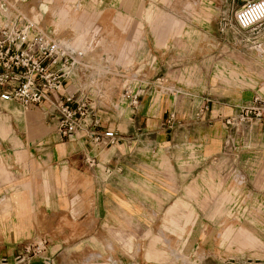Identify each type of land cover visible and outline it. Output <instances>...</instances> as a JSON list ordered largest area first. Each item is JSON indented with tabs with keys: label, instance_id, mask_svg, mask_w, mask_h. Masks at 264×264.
Here are the masks:
<instances>
[{
	"label": "crops",
	"instance_id": "1",
	"mask_svg": "<svg viewBox=\"0 0 264 264\" xmlns=\"http://www.w3.org/2000/svg\"><path fill=\"white\" fill-rule=\"evenodd\" d=\"M59 14L58 22L76 28L74 42L82 46L93 15L85 11L71 15L65 6ZM145 15L164 42L167 31H163L161 20L167 16L153 15L151 10ZM2 18L0 13V22ZM169 18L172 26L181 27L182 21ZM125 20L124 15H117L118 23ZM256 36L264 41V25L257 28ZM139 54L135 52L134 57H141ZM88 56L85 66L76 67L65 80L66 91H77L89 100L101 128L114 129L113 141H92L85 129L61 135L55 119L44 117L52 106L48 100L27 108L16 101L0 100V261H16L25 246L43 237L46 245L30 258L51 257L50 264H79L80 256L95 249L91 241L96 238L100 241L99 258L88 264L102 263L106 236L117 234V230L126 231L121 234L138 230L141 204L170 205L166 220L177 227L172 212L192 203L196 219L202 221L203 174L229 170L231 151L224 141L232 135V141L236 136L247 139L248 147L242 153L246 158L239 162L248 176L254 173V180L249 179L254 183V195L248 203H257L264 217V122L247 124L248 131L238 135L226 123L228 115L239 111V105L230 99L218 94L204 96L199 87L180 81L178 73H163L167 84L176 88L164 90L157 83L151 60L141 68H125L120 63L110 66L104 57L98 58L103 63H96ZM131 56L124 53L125 60ZM126 85L138 92L137 103L130 104L123 97ZM144 187L148 189L146 197L140 195ZM188 187L195 188V197L187 196ZM260 227L257 234L264 235V225ZM208 232L196 227L189 234L199 237ZM224 235H231V230ZM235 237L242 245L260 241L242 226ZM65 239L67 244H63ZM63 251L72 253L69 262L61 259ZM151 253L148 248L146 254ZM154 256L160 257L162 252L155 251Z\"/></svg>",
	"mask_w": 264,
	"mask_h": 264
},
{
	"label": "rangeland",
	"instance_id": "2",
	"mask_svg": "<svg viewBox=\"0 0 264 264\" xmlns=\"http://www.w3.org/2000/svg\"><path fill=\"white\" fill-rule=\"evenodd\" d=\"M1 2L4 4H0V13L3 15L0 27L10 23L19 12L60 39L86 49L87 56L93 62L103 63L98 58L104 57L111 63L110 66L120 63L125 68H141L146 61L151 60L157 75L166 73L174 76L178 73L180 81L199 87L204 96L218 94L239 106L251 101L255 95L264 99V41L256 36L257 28L263 26L264 21L247 29L237 26L234 11L244 0ZM62 6L71 15H80L82 11L93 15L82 46L74 42L77 38L76 28L68 22H58ZM147 10H151L153 15L159 13L167 16L165 19L163 16L161 20L163 31H167L164 42H161L154 24L147 20ZM118 14L126 17L123 24L118 23ZM169 17L182 21L181 27L172 26ZM129 43L133 44L132 49L126 52ZM135 52L140 53L141 57L135 58ZM124 53L132 55L129 60L124 59ZM205 87L213 91H206ZM43 115L41 113L43 120H50V110L45 112V118ZM247 124L240 123L232 127V130L239 132L238 135L244 134L248 131ZM225 147L231 151L229 170L223 173L210 170L203 174L204 187L199 204L204 215L202 221L196 219L195 204L192 203L180 205L172 212L177 227L170 226L166 220L170 205L141 204L138 230L128 234H121L125 230H117V234L106 236L102 246V263L95 264H127L126 259L131 262L129 264H264V235L257 234L261 231L260 225H264V217L257 203H248L254 195L251 189L254 183L249 181L250 178L253 179L254 173L248 176L239 162L246 158L242 153L248 147L247 139L236 136L232 144ZM146 190V187L141 189L140 195L146 197ZM187 196H196L194 187L187 188ZM215 214H219L220 219H216ZM241 226L260 241L255 245L240 244L235 235ZM196 227L209 229V232L199 237L190 235ZM229 229L231 235L225 237L224 234ZM64 242L63 244L68 243L66 239ZM91 244L95 249L86 256H80L79 264L98 260L100 241L92 238ZM148 248L153 253L146 254ZM155 251L162 252V256H154ZM24 255L22 260L16 259L9 263L2 260L0 264H50L52 260L51 257L30 258L33 255L31 252H24ZM60 255L61 259L69 262L72 253L63 251Z\"/></svg>",
	"mask_w": 264,
	"mask_h": 264
},
{
	"label": "built area",
	"instance_id": "3",
	"mask_svg": "<svg viewBox=\"0 0 264 264\" xmlns=\"http://www.w3.org/2000/svg\"><path fill=\"white\" fill-rule=\"evenodd\" d=\"M234 17L239 28L254 27L264 21V0H245L235 8ZM86 56V49L71 45L18 12L10 23L0 27V100L16 101L24 108L48 100L52 105L51 118L61 135L71 136L85 129L92 141H113L114 129L101 128L89 100L77 91H66L65 80L76 67L85 66ZM156 80L160 88L176 91L167 84L165 76L157 75ZM138 95L129 85L124 87L123 97L130 104L137 103ZM258 122H264V99L258 95L226 118L231 127ZM232 142V137L227 136L224 146ZM46 243L47 239L42 237L25 246L24 252L38 253ZM24 257L20 253L16 259Z\"/></svg>",
	"mask_w": 264,
	"mask_h": 264
}]
</instances>
